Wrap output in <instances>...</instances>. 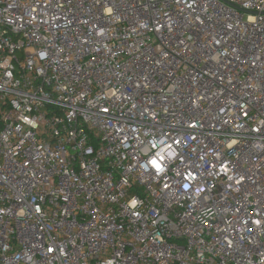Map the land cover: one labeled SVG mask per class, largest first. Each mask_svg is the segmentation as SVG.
<instances>
[{
	"label": "built area",
	"instance_id": "obj_1",
	"mask_svg": "<svg viewBox=\"0 0 264 264\" xmlns=\"http://www.w3.org/2000/svg\"><path fill=\"white\" fill-rule=\"evenodd\" d=\"M0 264H264V0H0Z\"/></svg>",
	"mask_w": 264,
	"mask_h": 264
},
{
	"label": "snow or ice",
	"instance_id": "obj_2",
	"mask_svg": "<svg viewBox=\"0 0 264 264\" xmlns=\"http://www.w3.org/2000/svg\"><path fill=\"white\" fill-rule=\"evenodd\" d=\"M153 163L156 164V166H157L158 168L160 167V165H159V163H158L157 161H153Z\"/></svg>",
	"mask_w": 264,
	"mask_h": 264
}]
</instances>
